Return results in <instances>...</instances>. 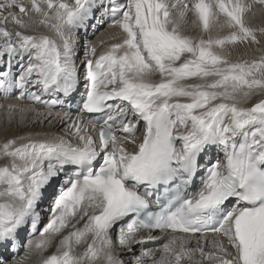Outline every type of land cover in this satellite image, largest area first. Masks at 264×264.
<instances>
[{"label":"snow or ice","instance_id":"obj_1","mask_svg":"<svg viewBox=\"0 0 264 264\" xmlns=\"http://www.w3.org/2000/svg\"><path fill=\"white\" fill-rule=\"evenodd\" d=\"M262 40L264 0H0V123L62 126L0 140V264H264Z\"/></svg>","mask_w":264,"mask_h":264},{"label":"bare ground","instance_id":"obj_2","mask_svg":"<svg viewBox=\"0 0 264 264\" xmlns=\"http://www.w3.org/2000/svg\"><path fill=\"white\" fill-rule=\"evenodd\" d=\"M97 16H99V12L97 13ZM91 24H96L97 25V28L94 30L91 26H89V28L87 29V31L85 30H80L79 33L77 34L81 40V47L78 48L77 50V64L80 63V61L84 58V51H83V47H82V43H83V40L84 39H88V40H92V41H95L97 39V37H99L101 35L102 32H104L105 28H107V22L103 25H100L99 24V21L94 19L91 21ZM262 43L264 44V40H262ZM2 63V62H0ZM17 61L14 60L13 61V65H16ZM14 71H16L17 69L14 67L13 68ZM81 71H83V68L81 67ZM82 87V86H81ZM79 94L77 93V96ZM0 103H3V100H0ZM75 109H76V105L75 104H72V111L73 113H75ZM64 110H68L67 107H65ZM3 110L0 109V112H2ZM53 111H61V109L59 107L57 108H54ZM62 129V126L60 127H52L50 128V126L47 124V123H44V124H37L35 126H29V127H21V128H17V127H10V128H7L5 129L3 124L0 123V140H2L5 136L7 137H11V136H14V135H22L24 133H26L27 131L31 130L33 132H37V131H40V132H43V131H53V132H58V131H61ZM0 163H2V161H0ZM189 191H192V189H189ZM50 200L49 199H45L44 202L40 205L41 208H47L48 204H49ZM42 216L44 218V223L47 222V212H43L42 213ZM43 225H41L42 227ZM38 235V233H37ZM155 235L159 236L160 234L159 233H155ZM30 238V236L25 232V231H22L21 232V239H22V242L23 243H27V240ZM163 241L160 240V241H154V242H150L148 244L145 245L146 248H157L159 246V243H162ZM55 251V247H52V248H49L45 253L44 255H51L53 252ZM140 249L137 248L136 249V252L139 253ZM23 252H24V248L21 247L18 251V255H23ZM13 256L17 255V253H12ZM128 257H125V259H127ZM33 260H35V258H33Z\"/></svg>","mask_w":264,"mask_h":264},{"label":"rangeland","instance_id":"obj_3","mask_svg":"<svg viewBox=\"0 0 264 264\" xmlns=\"http://www.w3.org/2000/svg\"><path fill=\"white\" fill-rule=\"evenodd\" d=\"M263 44V43H262ZM23 243V242H22ZM25 244V243H24Z\"/></svg>","mask_w":264,"mask_h":264}]
</instances>
